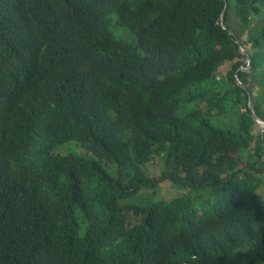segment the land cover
<instances>
[{"label": "trees", "instance_id": "obj_1", "mask_svg": "<svg viewBox=\"0 0 264 264\" xmlns=\"http://www.w3.org/2000/svg\"><path fill=\"white\" fill-rule=\"evenodd\" d=\"M251 96L264 0H0V264H264Z\"/></svg>", "mask_w": 264, "mask_h": 264}, {"label": "rangeland", "instance_id": "obj_2", "mask_svg": "<svg viewBox=\"0 0 264 264\" xmlns=\"http://www.w3.org/2000/svg\"><path fill=\"white\" fill-rule=\"evenodd\" d=\"M256 27V26H255ZM234 113V112H232ZM233 118L232 115L229 116V119H226L224 121V125L226 127H233V123L231 121V119ZM239 123H240V119H239V116H238V122H237V125H236V129L239 127ZM159 167H160V164L159 162H155V164L153 165V172L156 174V173H159ZM143 193H147V192H143ZM259 193L263 196L264 198V184L261 185L260 189H259ZM183 195L185 194V191L182 190L181 188H177L176 186H162L161 188L158 189V193L157 195H155V198H158V199H166V200H171L174 198V196H179V195Z\"/></svg>", "mask_w": 264, "mask_h": 264}, {"label": "water", "instance_id": "obj_3", "mask_svg": "<svg viewBox=\"0 0 264 264\" xmlns=\"http://www.w3.org/2000/svg\"><path fill=\"white\" fill-rule=\"evenodd\" d=\"M228 7H229V4L227 3L226 10L228 9ZM220 23L225 26L224 18L223 17H222ZM225 28L227 29V26ZM230 32H231V34H234L233 31H230ZM238 42L241 44V41L240 40H238ZM247 57H248V61L250 62L249 63V67L248 68H243V69L249 71L252 68V59H251V57L249 55ZM243 87L245 88L244 85H243ZM250 107L252 109V112H253V116H254L256 125L258 126L259 129H261L262 131H264V120L261 119L260 116L256 112L253 96H251V98H250Z\"/></svg>", "mask_w": 264, "mask_h": 264}]
</instances>
